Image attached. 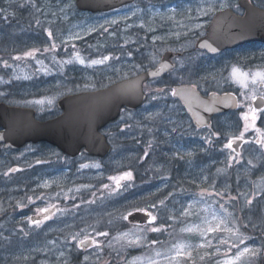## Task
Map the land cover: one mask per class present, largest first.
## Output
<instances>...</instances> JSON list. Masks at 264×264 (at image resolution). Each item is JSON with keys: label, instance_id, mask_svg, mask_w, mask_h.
<instances>
[{"label": "rangeland", "instance_id": "1", "mask_svg": "<svg viewBox=\"0 0 264 264\" xmlns=\"http://www.w3.org/2000/svg\"><path fill=\"white\" fill-rule=\"evenodd\" d=\"M168 1L135 0L118 9L93 13L78 10L74 0H35V7L30 0H0V100L32 107L38 119H47L60 113L56 103L63 95L102 88L147 69L149 63H156L167 50V43H153L149 49L139 53L136 49L145 45L141 40L143 34L162 26L175 27L179 18L177 15H180L177 9L180 8ZM21 4L25 6L21 7ZM113 20L115 24L110 23ZM45 29L52 31L54 39L48 38ZM176 34L179 32L176 31ZM73 35H79L81 39H68ZM164 36L161 31L153 35L157 38L155 41ZM53 43L57 45L55 49H51ZM33 48L40 50L35 57L13 59L15 56L23 57L24 52ZM45 48L50 50L45 52ZM76 51L84 58V64L74 59ZM103 56H109V60L89 65V61ZM69 59L73 62L63 63ZM5 61L8 67H5ZM37 61H42V64ZM230 67H214L197 77L194 74L184 75L179 67L172 72L173 77L148 82V97L144 104L136 110L123 111L114 122L103 128L113 144V150L102 160L82 153L71 161L58 158L54 164H37L32 162L49 161L58 153L53 148L32 144L18 152L3 151V155L14 157L16 166L32 167L26 173L33 175L38 182L36 187L41 189L38 196H42L47 205H59L56 213L38 227L28 222V216L20 221L22 232L11 228L6 236H0V264H65V261L67 264H103L104 248L117 254L115 259L110 260L111 264H128L134 257L141 258L137 264H148L149 259L165 264L155 252L163 254L177 243L189 245L192 250L191 261L183 260L182 264H217L223 259L227 246L218 245L213 234L205 238L198 233L182 232L181 229L203 226L202 221L205 218L211 220L213 212L224 215L220 208L223 204L237 219V225L245 235L240 224L246 221H240L238 216V209L247 206L245 198L240 196L232 201L229 196H238V193L251 196L254 190H259L252 182H258L264 176V158H261L264 149L254 143L256 133L250 129L245 133L249 143L236 150L241 157L233 155L230 164L232 150L225 149L224 144L242 131L244 122L241 114L247 110L246 103L236 112L216 116L207 127L195 128L171 92L176 84L192 83L203 93L233 90L242 101L239 87L225 79ZM37 100H43V103H29ZM256 126L264 130V114H258ZM145 150L149 153L147 156L144 155ZM248 160H252L256 167L252 168ZM82 164H99L100 167L81 168ZM124 171H131L132 178L136 171L151 172L153 177L145 179L146 183L141 185L136 183V196H132V180L122 182L125 187L115 193L102 187L111 184L109 176ZM87 185L91 187H84ZM167 187L169 191L165 197L170 203L165 205L164 211H158L165 215L167 240L152 245L147 237L150 231L145 233V242L134 247H127L125 241L113 239L129 231L121 227L125 223L121 217L127 211L145 205L151 195ZM201 189L213 195L201 197ZM216 192L222 193V196H216ZM169 193L172 195L169 196ZM68 195H72L73 202L62 206L60 203ZM25 197L28 201V197L33 198L34 195L27 194ZM189 205H192L189 209L192 215H182ZM252 206L253 212L249 214L253 217L255 228H261L262 238L250 237L245 245L258 247L264 242V192L254 198ZM169 216L173 219L169 220ZM82 229L87 234L106 231L109 235L96 237L101 242V249L93 248L78 255L80 250L76 249L71 238L81 233ZM120 229L123 231H118ZM206 239L213 240L212 247H196ZM217 246L219 253L216 252ZM129 248L138 250L129 254ZM62 252L64 256L60 255ZM206 252L210 254L205 255ZM84 256H88L89 260L84 261ZM262 258H255L254 264H262Z\"/></svg>", "mask_w": 264, "mask_h": 264}, {"label": "water", "instance_id": "2", "mask_svg": "<svg viewBox=\"0 0 264 264\" xmlns=\"http://www.w3.org/2000/svg\"><path fill=\"white\" fill-rule=\"evenodd\" d=\"M133 0H75L78 10L101 12L107 11ZM245 7L243 15H236L231 10L219 12L208 28V34L198 40L197 46L211 53H218L228 47H235L250 41L264 43V9L253 7L248 0H240ZM207 43L216 49L201 47ZM161 61L152 68L130 77L109 84L106 87L65 94L57 101L60 114L40 120L32 107L13 105L0 101V147L17 149L28 142L47 141L57 146L64 153L75 156L81 149L94 156L105 157L111 151L107 137L102 129L115 121L122 109L136 110L147 99L144 83L169 71L173 64ZM162 64L169 67L161 69ZM151 73H157L151 75ZM193 84L175 85L177 95H173L183 106L194 127L201 128L212 123L214 116L237 109V95L233 92L219 93L212 91L201 93ZM183 90V91H181ZM226 94H231L226 98ZM254 104L257 102H253ZM212 110L209 111L208 109ZM241 143L233 147L237 150ZM3 214H0V219ZM130 221L145 223V212L134 211Z\"/></svg>", "mask_w": 264, "mask_h": 264}, {"label": "flooded vegetation", "instance_id": "3", "mask_svg": "<svg viewBox=\"0 0 264 264\" xmlns=\"http://www.w3.org/2000/svg\"><path fill=\"white\" fill-rule=\"evenodd\" d=\"M248 1L253 7L264 9V0H248ZM168 2L178 5L179 8L181 9V10L177 9L180 15H177L179 16V18H177V20L175 21L176 24L175 27L169 28L170 26L168 27L162 26V28L157 29L154 32H147L143 34L141 40L143 43H145V45L141 46L136 50L137 53H139L143 50L149 49L150 48L149 46H151L153 43L160 42L163 44V42H166L167 50L166 49L164 50V52L159 56V59L156 63H149L147 69L155 67L164 57L165 53L169 54V56H166L164 60L168 62L170 61V63L173 64V67L163 75L151 79L146 83L157 81L166 77L169 78V76L173 77L174 73L172 72L177 70L179 67L182 68L184 75L194 74V76L197 77L201 72L209 69H214V67H222V66L228 67V65L231 66L232 64H239L240 66H242L247 70L252 66L264 65V43L260 41H250L243 44H239L235 47H228L221 50L218 53H211L197 46L198 40L201 39L202 37H205L208 34V28L211 25L215 15H217L219 12L224 10H231L236 15H243L245 13L246 9L240 3V0H169ZM123 6L125 5L104 12L118 9ZM198 9H202L206 11L205 12L206 14H202L200 11H198ZM159 31H161L166 36H164L163 39H159L158 41H155L152 37L155 32H159ZM176 31L179 32L178 35L176 34ZM174 86L172 87V90ZM226 91L234 92L233 90H226ZM219 92H225V91H219ZM237 98L238 101H240L238 95ZM240 108L241 106L238 107L237 110H239ZM107 140L111 146V151L105 157L90 155L86 153L83 149H81L77 155L71 156L64 153L57 146L47 141L28 142L17 149L5 148L4 145L1 144L0 214H3V217L0 219V236L1 237L6 236V234L8 233V229L11 228L22 232L21 231L22 228L20 227V221H22L21 219L26 218L28 216L32 217L33 219H42V215H37V209L45 208L49 206L45 203V200L41 198L42 196H38L39 195L38 193L40 192L41 189L36 187L38 184L36 179H34L33 175L31 174L27 175L26 173L30 171L32 167L25 168V166L23 167L16 166L14 164L15 163L14 157L9 155H3L2 154L3 151L18 152L23 150L29 144H32V145H40L45 148H53L55 149V152L58 153L57 155L52 156L50 158L51 160L49 161L44 160V161H40V163H37V161L39 160H34L32 162L37 164H47V163L54 164L58 161L57 160L58 158H61L63 161H68V160L71 161L75 157L80 156L82 153H84L86 156H92L97 160H102L108 157L113 150V144L109 141L108 137ZM9 163H13V164L10 165ZM9 169H17V171L9 172ZM5 173H7V175H5ZM152 177L153 176L151 172L141 173L136 171V173L132 178V184H133L132 196H136L138 192L136 183L141 185L143 183H146L145 179H150ZM167 191H169L168 187L165 188L164 190H161L160 192H157L156 194L151 195L150 200L148 199V202L145 205H141V207H135L125 213V214L130 212L132 213L135 211V209L138 208H145L149 211H152L153 215H156L158 217L157 221H155L154 223L155 227H160L161 225L166 226L162 232L156 233L159 241L167 240V234H168V225L167 222L165 221V215H162L158 212L162 210L164 211L165 205L170 203V200L167 199L165 200L164 206H159L158 204L160 200H164L165 193ZM27 194H33L34 197L32 199H34L35 201L33 202L32 201L29 202V200L27 201L25 197ZM40 199H42L41 202H37ZM72 202H73L72 195L70 196L68 195L65 198H63V201L60 204L62 206H65ZM151 204H157V208L155 209L149 208L148 206ZM21 205H23V207H21ZM58 205L59 204H56L55 208L50 209V218L51 216H53L51 215V213H56V211L58 210ZM238 210L237 211L239 213L238 214L239 220L242 221L244 219V221H246L240 224L242 231L246 233L245 235H247L248 237H253V239L258 238V240L262 238L261 228L256 229L250 225L251 223L254 224L253 217H251V213L253 212V206L247 205L246 208L244 209L239 208ZM249 212L251 213L249 214ZM162 217L164 218L161 220ZM124 221L125 223L124 225H121V227H125L124 229L125 231L132 229L134 224H140L137 221H130L129 219ZM6 222H8V224H6ZM143 224L144 223H142L141 225ZM261 227H262V222H261ZM118 231H123V229H120ZM11 236L20 238L19 236H23V234H20L19 236L18 235H11ZM91 249L93 248H88L87 250H80L78 252V255L83 254ZM130 249L131 248H129L128 251ZM116 256L117 254L111 253L108 249L104 248L102 254L103 258H101V261L103 264H111L110 260L115 259ZM75 258L76 256L74 255V259ZM115 262L116 261H114V263Z\"/></svg>", "mask_w": 264, "mask_h": 264}, {"label": "snow or ice", "instance_id": "4", "mask_svg": "<svg viewBox=\"0 0 264 264\" xmlns=\"http://www.w3.org/2000/svg\"><path fill=\"white\" fill-rule=\"evenodd\" d=\"M32 3V6L35 7V0H30ZM25 5L21 4V7H24ZM223 6V5H222ZM211 10V9H209ZM39 11V9H37ZM172 11H175L174 9ZM200 12H204L202 9H198ZM206 14V13H204ZM37 24L40 23L39 20L36 21ZM110 23L115 24L116 21L113 20ZM199 27V25H198ZM95 29H90L89 31H94ZM47 33L48 38L54 39L53 33L49 29L44 30ZM107 31V29H105ZM178 35V34H177ZM68 39H75L79 40L81 37L79 35H73L70 36ZM153 39H157L156 37H153ZM57 45L53 43L51 45V49H55ZM201 47H208L210 51L215 52L216 49L213 48L211 45L207 43H202ZM49 48H45L44 51H49ZM39 49L33 48L29 51H26L23 53L22 56H15L13 57L14 60H20L24 57H35L36 53L39 52ZM131 55V53H129ZM74 59L78 61L80 64H84L85 60L81 57L80 53L78 51L74 52L73 54ZM109 60V56H103L100 59H95L89 61V65L94 64H103L105 61ZM73 61L71 59L67 61H63V63H72ZM37 63L42 64V61H37ZM5 67H8L7 61L4 62ZM169 65L162 64L161 69L167 68ZM157 73H151V75H156ZM19 79V77H16ZM25 79H29V77H24ZM226 81H230L232 84H235L239 87L240 92L239 95L242 97V101H235V104L237 107L242 106V104L246 103L247 110L241 114V119L244 122V126L242 131H240L239 135L232 136L227 140V143L224 144L225 149L232 150L231 154L229 155V163L231 164L233 160V155L235 157H241V153L237 152L233 145L237 142L242 144H248L249 141L245 139V133L249 132V130H254L256 133V138L254 140V143L259 145L260 148L264 149V130L261 128H258L256 126V121L258 118V114H264V66H259L256 69H247L245 70L242 66L239 64H233L230 67V70L228 72V76L225 78ZM193 89L196 88V85L192 86ZM183 91V90H181ZM178 90L173 89L172 95H177ZM2 95V93H0ZM231 94H226V98L230 97ZM155 98V97H154ZM257 102V103H252ZM29 103H37L42 104L43 100H37V101H30ZM51 103V101H49ZM209 111L212 109L209 108ZM212 135H216V133H212ZM150 146V145H149ZM149 153L147 150H145L144 155L147 156ZM182 158V157H181ZM264 158V154H262V157ZM143 159V157H141ZM237 163H239V160H236ZM37 163H40V161H37ZM247 163L252 166V168H255L256 165L253 164L252 160H248ZM95 167L99 168V164H82L81 168L86 167ZM17 171V169H9V172ZM222 171V170H218ZM7 175V173H5ZM132 172L131 171H124L117 175H112L108 177V180L111 182V184H104L102 187L104 189H110L111 192L115 193L122 187H125V185L122 183L124 181H131L132 180ZM255 189L252 192V195L249 196L247 193H238V196H229V200L235 201L240 196H243L245 198V204L250 206L253 204V200L255 197L260 196L262 192H264V176L260 177L258 179V182L254 181L252 182ZM47 187V183L44 185ZM84 187H91L90 185L84 186ZM205 194L208 196H212V192H207L206 189H201V197H203ZM172 193H169V196H171ZM216 196H222V193L216 192ZM168 197H165L164 200H160L158 202L159 206H164L165 200H167ZM29 202L32 201V197H28ZM89 203H94V201H89ZM23 207V205H21ZM55 205H49L45 208H39L37 209V215H42V219H33L32 217L28 218V222L30 224H34L37 227L42 224L45 220L50 219V209L55 208ZM151 209L157 208V204H151L148 206ZM192 205H189L188 208L184 209V212L182 215H192L190 212V208ZM221 210L223 211L224 215H219L215 212L212 213L211 220L204 219L202 221V225H193L190 227L182 228V232H188V233H198L200 237L207 238L209 234H213V238L217 240V244L220 246H227L226 250L223 253V259L218 260L217 264H254L255 258L264 256V242L258 247H251L245 245V241L249 240L250 237L247 235H244L240 228L237 225V219L232 217V214L228 212V210L224 207L223 204L220 205ZM135 211L139 212H146L147 220L146 222L141 224H134L133 228L130 229L128 232L120 233L118 236L114 237L113 239L116 241H125V246L127 247H134L140 244H143L146 240V232H154L159 233L162 232L165 229V225H161L160 227L153 226V223L157 221L158 217L156 215H153L152 211H149L145 208H138L135 209ZM207 211V210H206ZM55 213H51V215H54ZM132 215V213H127L121 217L123 220H128L129 217ZM169 220L173 219V217L169 216ZM253 228L256 227L255 224L252 225ZM226 234V235H217V234ZM81 234H83V238H80ZM109 235L108 232H99L95 231L94 234H87L84 232V230H81V233H77L72 236V241L75 242V247L77 250H87L88 248H95V249H101V242L96 237H107ZM152 245H156L160 243L158 240H152L150 241ZM111 246V242L109 244ZM213 246V240L212 239H206L204 242L198 244L197 248H206V247H212ZM233 250L235 252L233 253ZM216 252H220V248L216 247ZM210 253H205V255H209ZM61 256H64V253L62 252L60 254ZM155 255L157 257H161L165 264H182L183 260H189L192 259V250L189 245H186L184 243H177L174 244L171 248H169L165 253H161L159 251L155 252ZM204 257L202 256L201 259ZM141 258L134 257L131 261L128 262V264H137V262ZM89 257L84 256V261H88ZM65 264L67 262L65 261ZM83 264V262H82ZM148 264H159L157 260H148Z\"/></svg>", "mask_w": 264, "mask_h": 264}, {"label": "trees", "instance_id": "5", "mask_svg": "<svg viewBox=\"0 0 264 264\" xmlns=\"http://www.w3.org/2000/svg\"><path fill=\"white\" fill-rule=\"evenodd\" d=\"M149 238V242L152 240H158V237L156 235V233L150 232V234H148L147 236ZM159 241V240H158ZM138 249H130L129 251H127V253H134L135 251H137ZM262 262L264 263V256L262 258Z\"/></svg>", "mask_w": 264, "mask_h": 264}]
</instances>
